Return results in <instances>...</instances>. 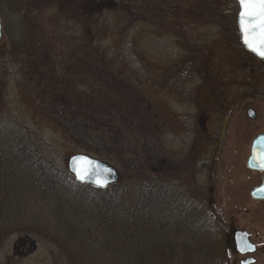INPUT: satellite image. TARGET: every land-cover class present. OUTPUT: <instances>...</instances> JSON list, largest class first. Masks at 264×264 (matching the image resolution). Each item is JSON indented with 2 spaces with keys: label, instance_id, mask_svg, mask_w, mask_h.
Segmentation results:
<instances>
[{
  "label": "rangeland",
  "instance_id": "rangeland-1",
  "mask_svg": "<svg viewBox=\"0 0 264 264\" xmlns=\"http://www.w3.org/2000/svg\"><path fill=\"white\" fill-rule=\"evenodd\" d=\"M33 12L25 26L33 21L39 42L47 44V67L58 82H75L73 90L90 92V69L118 80L149 106L168 158L195 156L196 164L166 181L180 192L179 199L207 207L214 222L211 230L199 216L192 221L195 209L176 217L206 248V258L194 254L193 262L239 264L232 252L233 262H228L226 252V235L232 238L238 229L257 234L256 242L264 246V206L236 205L244 195L250 199L259 176L236 149H227L237 135L234 141L247 142L248 151L252 139L264 132V61L241 43L237 1L53 0ZM9 14L0 12V150L11 151L1 155L2 163L8 157L12 164L8 173L0 169V264H102L99 214L110 207V195L68 179L66 187L57 184L61 197H43L45 174L25 165L39 154L56 175L68 172L70 157L86 153L42 110V89L50 83L42 80L38 87L35 81L24 89L26 81L10 55L13 39L22 36L23 18ZM47 98L53 100V94ZM230 106L226 148L216 160L210 138L222 131ZM249 108L256 110L257 120L247 117ZM124 200L135 201L131 192ZM158 203L166 208L160 220L173 221L168 217L179 205L161 196Z\"/></svg>",
  "mask_w": 264,
  "mask_h": 264
},
{
  "label": "trees",
  "instance_id": "trees-1",
  "mask_svg": "<svg viewBox=\"0 0 264 264\" xmlns=\"http://www.w3.org/2000/svg\"><path fill=\"white\" fill-rule=\"evenodd\" d=\"M52 2L0 0V12L8 10L10 14H18L23 18L19 28L22 36L18 40L13 39L10 55L19 65L26 81L24 89H30L35 81L38 87L42 86V80L50 83L42 89L44 96L40 103L49 119L58 124L86 154L119 168H116L120 175L118 184L106 191H99L109 194L111 200L108 210L99 214V235L105 237L99 245L101 263L179 264L182 261V264H195L194 254L206 258V248L200 243V236L196 233L195 236L190 235L192 232L176 217L181 211L188 215L195 209L192 221L199 220V216L212 230L214 222L207 207L196 202L189 204L186 197L179 199L182 198L180 192L176 193L166 184L169 175L177 177L178 170L186 171L191 163L196 164L195 156L189 158V154L184 158L172 159V162L161 144L149 106L118 80L99 76V71L92 72L90 69L89 82L92 88L90 92L83 93L73 90L75 82L62 83L54 78L53 71L47 67L51 59L47 44L39 42L33 21L25 26L28 18L34 16L33 10H43ZM42 70L45 75L41 74ZM49 92L53 94V100L47 98ZM32 148L28 150L29 153ZM20 151L25 152V149L20 148ZM5 152L11 151L1 149L0 158ZM43 158L38 154L25 165L42 170L45 174L40 186L43 197H61V189L57 184L66 187L65 183L68 179L73 180V177L68 172L55 175L51 172L53 165ZM2 161L3 158L0 159V169L8 173L12 164L8 157L4 160L5 164ZM173 164L177 169L172 168ZM2 177L8 178L5 175ZM9 186L14 187V184ZM129 192L135 199L130 204L124 200ZM159 196L172 198L179 205L168 217L173 221L160 220L164 218L160 214L166 208L159 207ZM155 201L156 204H153ZM1 207L4 209V203H1ZM152 216L159 219L153 221Z\"/></svg>",
  "mask_w": 264,
  "mask_h": 264
},
{
  "label": "water",
  "instance_id": "water-1",
  "mask_svg": "<svg viewBox=\"0 0 264 264\" xmlns=\"http://www.w3.org/2000/svg\"><path fill=\"white\" fill-rule=\"evenodd\" d=\"M240 11L238 14V28L240 32L241 43L245 49L264 61V56L258 51H253L246 40L252 42L256 47H259L261 39L260 19L255 14H250V11L243 7L240 0H237ZM3 40V25L0 17V43ZM250 118L256 120V115L253 110L249 111ZM264 136L257 138L251 150V157L248 159L247 166L252 171H264ZM68 173L80 185L91 186L94 189L105 191L120 181V175L117 169L108 163L91 157L86 154H76L68 159ZM83 177V178H82ZM254 198H264V184L253 190ZM242 233V232H238Z\"/></svg>",
  "mask_w": 264,
  "mask_h": 264
},
{
  "label": "flooded vegetation",
  "instance_id": "flooded-vegetation-1",
  "mask_svg": "<svg viewBox=\"0 0 264 264\" xmlns=\"http://www.w3.org/2000/svg\"><path fill=\"white\" fill-rule=\"evenodd\" d=\"M231 106L227 109V113L225 114L224 119L221 121L220 123V128H221V132L218 136H211L210 138V142L212 145V155L215 157V159H218V155L219 153L224 150L226 148V145L224 146L225 143V139L227 138L226 135L224 134L226 131V128H228V122H229V115L231 113ZM253 110L255 115H256V120L258 118V114L256 112L255 109L253 108H249L246 111V115L248 118H250L249 111ZM251 119V118H250ZM253 120V119H251ZM255 121V120H254ZM237 135H233L231 136V142L229 146H227L228 150H237L238 155L237 157L246 158V164L248 159L251 157V150L253 147V144L255 142V140L261 136H264V132L258 134L256 137H254L252 139V141L250 142L249 145V150L247 151V142L243 141V142H235L234 139ZM233 144V145H231ZM238 144L240 146H238ZM261 147H263L264 149V145H262ZM264 153V152H263ZM247 169L254 173L257 174L259 176V180L257 182V184L254 185V187H252V189L249 191V198H247L246 195L242 196V202L240 204H236V205H248L250 202L253 203L252 207H260V206H264V198H262V196H260L261 198H254L252 196V192L253 190H255L256 188L261 187L264 184V171H252L250 170L248 167ZM257 176V177H258ZM249 213V211H248ZM238 232H242V233H238ZM258 235L256 234V236L254 235V233L250 232L247 229H238V230H234L232 233V238H230V235L227 234L226 235V252L228 254L227 260L228 262H233L232 257L229 255L231 254L230 252H232V256H236L239 257V264H264V246L259 247L258 243L256 242L258 240Z\"/></svg>",
  "mask_w": 264,
  "mask_h": 264
},
{
  "label": "snow or ice",
  "instance_id": "snow-or-ice-1",
  "mask_svg": "<svg viewBox=\"0 0 264 264\" xmlns=\"http://www.w3.org/2000/svg\"><path fill=\"white\" fill-rule=\"evenodd\" d=\"M240 3L250 11V14H255L261 21L260 29L262 35L259 41V47H256L248 40H246V43L249 44V47H251L253 51H258L260 55L264 56V0H240Z\"/></svg>",
  "mask_w": 264,
  "mask_h": 264
}]
</instances>
